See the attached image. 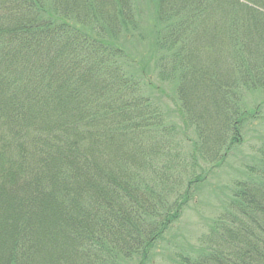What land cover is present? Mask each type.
Here are the masks:
<instances>
[{
  "label": "trees",
  "instance_id": "16d2710c",
  "mask_svg": "<svg viewBox=\"0 0 264 264\" xmlns=\"http://www.w3.org/2000/svg\"><path fill=\"white\" fill-rule=\"evenodd\" d=\"M194 1L155 0L146 35L135 0H0V264H264V135L225 165L264 94V16L229 0L205 27Z\"/></svg>",
  "mask_w": 264,
  "mask_h": 264
},
{
  "label": "rangeland",
  "instance_id": "374dc122",
  "mask_svg": "<svg viewBox=\"0 0 264 264\" xmlns=\"http://www.w3.org/2000/svg\"><path fill=\"white\" fill-rule=\"evenodd\" d=\"M138 8L137 11L141 12V17L136 20V29L139 31L144 32L146 35L149 34L148 29L153 27V24H155V18H154V9L155 7V0H135ZM173 1V0H171ZM194 1V0H193ZM203 1V0H200ZM224 1H229V0H212L210 7H206L202 11H204L205 16L207 19L203 24H205V27H209L211 25L213 26H218V23H212L211 20L208 18H215V13L214 10L217 9L219 15L216 17V19L219 20H225L227 19L226 16L223 15L224 13L229 14V10L233 9L231 6L226 5V7L223 6ZM196 3V0L194 1ZM234 2L243 4V5H248V7H251L252 10L257 11L258 13L262 14L264 16V3L262 6L258 8L257 5H254L253 3L247 2L245 0H234ZM194 3H190L186 8H181L178 6V4H173L174 7L172 9L177 12H182L179 13V16H182L183 19L185 20V23L187 24H194V19L195 16L192 19L191 16L194 15V10H198V6L194 7L195 5H192ZM223 6V7H222ZM228 6V7H227ZM204 7V6H203ZM245 8V7H244ZM194 11V12H193ZM254 13H257L255 12ZM241 16V13H239ZM223 18V19H222ZM247 19V18H246ZM200 21V20H199ZM199 21L195 23L196 25H199ZM247 20H245L246 22ZM247 23V22H246ZM247 26H251L250 24ZM218 28V27H217ZM149 39V38H148ZM146 39V41H148ZM131 44L134 43L136 46L134 47L136 50H143L145 49L142 47L143 45H146L147 43H141L138 42L137 39L131 38L129 41ZM139 59L140 56L138 55ZM247 106L249 110H254L256 119L252 123H249L248 128L250 132L245 136L244 142L242 143L241 146L237 148L238 151H236L237 158H235L234 155L228 158V161L225 162L226 166L231 165L232 162L235 160L243 157L244 155L250 154L254 150V146L256 145L255 143L259 139L258 137L260 135H264V94L261 92H255V93H250L247 94V97H245ZM254 115V116H255ZM174 140H178L177 138ZM225 169V166L221 168L222 172ZM219 169H217V172ZM216 172V173H217ZM227 176L221 175V181L226 178ZM217 179H210L209 184L207 186H204L202 189L203 191L200 192V196L198 199H195V202H191L189 207L183 210V213L181 217L179 218V221L173 225L172 233L175 234L176 240L178 242L184 245L192 244L195 246L200 245L199 243V238L207 232L208 228V221L209 219L214 215L216 206H217V198L215 197L217 189V185L219 187L222 186V183H217ZM169 238V236H168ZM167 238V239H168Z\"/></svg>",
  "mask_w": 264,
  "mask_h": 264
}]
</instances>
